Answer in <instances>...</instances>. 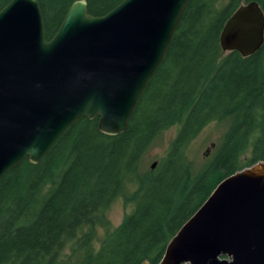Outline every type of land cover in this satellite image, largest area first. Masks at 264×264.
I'll return each instance as SVG.
<instances>
[{
	"label": "trees",
	"instance_id": "obj_1",
	"mask_svg": "<svg viewBox=\"0 0 264 264\" xmlns=\"http://www.w3.org/2000/svg\"><path fill=\"white\" fill-rule=\"evenodd\" d=\"M73 1L37 0L46 39ZM120 1L86 0L87 11L100 16ZM249 1L264 12V0H188L122 133L103 134L97 118L82 117L38 163L26 157L0 178V264H156L217 183L264 162V38L248 56L219 42L225 21ZM211 121L226 130L196 169L186 148ZM175 124L165 156L142 170L151 143ZM129 184L133 209L96 247L99 211Z\"/></svg>",
	"mask_w": 264,
	"mask_h": 264
},
{
	"label": "water",
	"instance_id": "obj_2",
	"mask_svg": "<svg viewBox=\"0 0 264 264\" xmlns=\"http://www.w3.org/2000/svg\"><path fill=\"white\" fill-rule=\"evenodd\" d=\"M187 2L121 0L93 16L75 0L46 39L37 0H9L0 9V178L26 157L38 163L82 117L97 118L103 134L122 133ZM263 38L264 12L249 1L225 21L219 42L248 56ZM185 263L264 264L263 161L217 183L156 264Z\"/></svg>",
	"mask_w": 264,
	"mask_h": 264
},
{
	"label": "rangeland",
	"instance_id": "obj_3",
	"mask_svg": "<svg viewBox=\"0 0 264 264\" xmlns=\"http://www.w3.org/2000/svg\"><path fill=\"white\" fill-rule=\"evenodd\" d=\"M226 123L222 121L209 122L200 133L188 144L186 155L193 162L196 169L202 167L214 154L216 146L226 130ZM178 125L160 133L144 154L141 160V169L147 170L153 162H159L166 154L170 142L175 137ZM208 150L207 154H205ZM135 184H129L124 195L116 197L107 207L101 209L97 215L94 225L95 246L99 247L108 234H110L133 209L134 203L129 200ZM84 227L83 230H86ZM68 252V247L65 253ZM188 264V263H185Z\"/></svg>",
	"mask_w": 264,
	"mask_h": 264
}]
</instances>
